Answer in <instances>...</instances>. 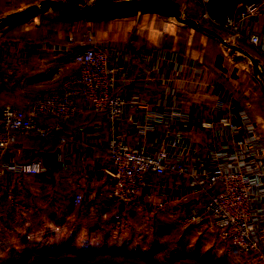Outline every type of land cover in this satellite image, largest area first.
<instances>
[{
    "label": "crops",
    "instance_id": "1",
    "mask_svg": "<svg viewBox=\"0 0 264 264\" xmlns=\"http://www.w3.org/2000/svg\"><path fill=\"white\" fill-rule=\"evenodd\" d=\"M44 1L0 0V107L27 109L37 96L58 91L78 69L74 52L68 49L70 43L100 45L109 40L127 43L126 53H111L118 69L117 90L126 104L122 115L109 121L77 100L71 119H42L45 124L59 125L53 135L15 134L7 149L0 151V191L14 189L18 194L0 206V264H55L69 256L65 255L67 246L70 252L87 240L99 241V230L88 232L91 225L117 229L119 236L130 239L136 226L145 225L141 236H134L125 247L151 243L155 212L185 215L202 207L207 193L198 191L184 174H147V186L132 204L114 203L108 141L119 137L148 152L163 149L176 161L191 166L196 148L212 150L223 141L220 136L216 144L209 143L211 133L204 126L217 100L234 97L235 108L241 105L233 79L235 60L219 49L206 59L205 47H194L185 37L163 38L153 32L146 36L144 29L135 28L119 35L109 25L82 30L77 20H73L76 25L72 29L62 26L56 35L32 28L29 19L7 26L12 16L25 19L19 15ZM231 2L220 0L213 11H230ZM238 32L264 34V23L249 20ZM232 37L249 44L244 38ZM218 56L223 58V68L217 65ZM174 95L182 99L180 108L188 120L163 121L142 132L146 113L161 111V101L173 104ZM34 160L40 162V172L34 176L1 166ZM77 194L82 201L75 206Z\"/></svg>",
    "mask_w": 264,
    "mask_h": 264
},
{
    "label": "built area",
    "instance_id": "2",
    "mask_svg": "<svg viewBox=\"0 0 264 264\" xmlns=\"http://www.w3.org/2000/svg\"><path fill=\"white\" fill-rule=\"evenodd\" d=\"M194 3L202 9L203 17L231 36L244 38L264 54V34L245 35L239 27L249 20L264 23V0L249 1L234 11L210 14L211 0H181ZM68 49L74 52L78 69L63 82L58 91L39 95L27 109L11 105L0 107V151L9 146L15 134L48 137L59 130V125L43 123L45 117L58 121L71 119L77 111V100L90 111L103 114L109 121L119 118L126 104L117 90L118 69L111 53L124 54L127 43L109 40L100 45L72 42ZM217 91V85L213 92ZM182 99L174 95L173 104L161 101V111L150 110L143 118L141 131L147 132L163 121H187L180 108ZM236 99L217 100L213 115L204 123L211 133L209 143L215 149H198L194 164L186 166L163 150L148 152L130 145L122 138L113 137L107 143L115 179L111 199L116 204H132L146 188V175L184 174L207 199L199 209L189 210L182 218L184 228L209 224L221 239L240 251L248 264H264V137L260 128L243 106L237 109ZM98 126L97 129H100ZM2 167L19 175L34 176L40 172L39 161L2 163ZM14 189L0 191V206L17 197ZM82 196L77 194L73 204L78 206ZM145 225L136 226V234Z\"/></svg>",
    "mask_w": 264,
    "mask_h": 264
},
{
    "label": "rangeland",
    "instance_id": "3",
    "mask_svg": "<svg viewBox=\"0 0 264 264\" xmlns=\"http://www.w3.org/2000/svg\"><path fill=\"white\" fill-rule=\"evenodd\" d=\"M59 1L71 3L87 13L101 16V14L115 13L112 10L117 4H132L135 7L136 2L140 0ZM156 1L168 3L167 0ZM249 1L258 0H232L230 11H234ZM177 2V12L174 15L177 19L183 22L202 24L209 28H219L203 17L199 5L181 0ZM150 7L143 8L137 14L106 20H89L85 17H79L71 9L61 6L47 8L32 16L30 12L26 11L19 17H29L28 21L31 22L29 26L34 29L45 30L51 35L58 34V31L63 28L62 26L72 29L76 25L73 20H77L78 23H81L82 28L80 29L82 30L88 26L106 27L109 25L115 34L119 35L127 34L130 29L135 28L144 29L146 36L153 32V34L163 38L168 35H174L178 38L185 37L192 46L205 47L203 56L206 59L214 56L217 49L229 53L237 66L233 79L238 100L256 120L264 137V75H261L257 67L245 63L207 36L180 27L168 15L167 11L159 12L154 10L152 5ZM226 34L230 40H236L228 32ZM132 35L134 38L135 33ZM245 44L246 50L252 49L250 44ZM154 214L151 243H145L143 247H125V244L130 242L134 236L140 237L141 233L133 234L130 239V236H119L117 229H100L99 226L97 229V226L91 225L88 232L97 233L99 230L97 233L99 241L89 243L90 240H87L70 252L67 246L65 255L69 256L56 260L55 264H248L244 255L231 243L221 239L217 230L211 225L199 224L184 228L181 224L184 214H178V216L163 212H155Z\"/></svg>",
    "mask_w": 264,
    "mask_h": 264
},
{
    "label": "water",
    "instance_id": "4",
    "mask_svg": "<svg viewBox=\"0 0 264 264\" xmlns=\"http://www.w3.org/2000/svg\"><path fill=\"white\" fill-rule=\"evenodd\" d=\"M146 4L152 5L154 7V10H157L159 12L167 11L168 15L173 19V21L177 25H179L180 27H183L185 29H188L191 32L198 33V34H201L203 36H207L208 38H210L212 40H216L217 42H219V44L222 46L223 49H226L231 54H233L239 58H242V59H250L251 58V59L258 61L260 63V65L262 66V68L264 69V62L262 60H260L257 56L253 55L251 52H249L245 48L237 45L236 43H234L230 39L226 38L220 32H218L212 28H209L205 25H202V24H195L192 22L191 23L190 22H183L182 20L177 19L174 16L177 12L176 3H174V2L163 3V2L156 1V0H140V1L136 2L135 7H133L130 11H121V12L111 13V14H107V15L97 16V15L87 13V12L81 10L80 8H78L77 6H75L71 3H66V2L59 1V0H46L43 3H41L40 5L32 8V9L27 10V12H30V14L32 16V15H36V14L42 12L43 10H45L47 8L61 6V7H66V8L71 9L79 17H85L86 19H89V20H106V19L125 17V16H129V15L137 14L140 10H142L143 6H145ZM11 18L13 20L11 22H9L7 24V26H10V25H13L15 23L22 22L23 20L29 19V17H27L25 19L18 20V19H15L16 16H12Z\"/></svg>",
    "mask_w": 264,
    "mask_h": 264
},
{
    "label": "trees",
    "instance_id": "5",
    "mask_svg": "<svg viewBox=\"0 0 264 264\" xmlns=\"http://www.w3.org/2000/svg\"><path fill=\"white\" fill-rule=\"evenodd\" d=\"M168 2H174V3H176V6L178 5V0H167ZM220 3V0H211V3H210V5H212V9H211V7H210V9H209V11H210V14L211 15H217L218 13H215L214 11H213V9H215L216 7H217V4H219ZM223 12V11H222ZM222 12H219V13H222ZM212 29H214V30H216V31H218V32H220L221 34H223L226 38H228L229 36H227V32L224 30V29H222L221 27H216V28H212ZM229 39V38H228ZM231 41H233L234 43H236L237 45H239V46H241V47H245L246 46V44H245V42L243 43V41H241V40H238V39H236V40H231ZM252 49H250V50H248V51H250L253 55H255V56H257L260 60H262L263 62H264V54L263 53H261V52H259L257 49H255L254 47H251ZM221 52H223V51H221ZM255 52V53H254ZM222 56H218L217 57V65L220 67V68H223L222 67ZM37 137H39V136H37Z\"/></svg>",
    "mask_w": 264,
    "mask_h": 264
},
{
    "label": "bare ground",
    "instance_id": "6",
    "mask_svg": "<svg viewBox=\"0 0 264 264\" xmlns=\"http://www.w3.org/2000/svg\"><path fill=\"white\" fill-rule=\"evenodd\" d=\"M134 5L132 4H125V3H120V4H117L115 6V9H113L112 11L113 12H120V11H129L131 10V8L133 7ZM146 7H150V4H146L145 6H143V8H146ZM142 8V9H143ZM151 8V7H150ZM102 15V14H101ZM216 43H219L217 42L216 40H214ZM242 61H244L245 63L249 64V65H255L258 69V71L261 73V75L263 76L264 75V69L262 68V66L260 65V63L254 59H242L240 58Z\"/></svg>",
    "mask_w": 264,
    "mask_h": 264
}]
</instances>
